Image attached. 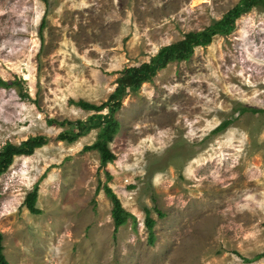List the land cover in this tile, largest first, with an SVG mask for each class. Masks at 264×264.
Masks as SVG:
<instances>
[{
    "label": "rangeland",
    "instance_id": "rangeland-1",
    "mask_svg": "<svg viewBox=\"0 0 264 264\" xmlns=\"http://www.w3.org/2000/svg\"><path fill=\"white\" fill-rule=\"evenodd\" d=\"M239 1L0 0V77L15 83L0 88V148L48 139L0 177L9 264H264V10L114 107L112 164L84 150L99 130L59 139L93 115L73 101L106 103L125 69ZM36 185L41 215L25 205ZM105 186L137 226L115 232Z\"/></svg>",
    "mask_w": 264,
    "mask_h": 264
},
{
    "label": "trees",
    "instance_id": "trees-1",
    "mask_svg": "<svg viewBox=\"0 0 264 264\" xmlns=\"http://www.w3.org/2000/svg\"><path fill=\"white\" fill-rule=\"evenodd\" d=\"M254 9L264 10V0H240L231 10H229L221 20L214 22L206 29L200 32H190L184 35L182 40L162 47L148 62L142 63L139 66L127 68L122 73V76L117 80V87L110 95L108 101L102 105H94L85 101L72 102L80 109L92 112L93 115L88 117L86 121H76L60 123V125L69 126V129L64 130L59 139L68 144H73L81 137L87 136L93 130H99L96 142L93 145L86 146L85 151H97L100 155L101 167H107L116 161L117 156L112 152L110 144L113 143L116 135L120 131V123L114 118L115 106H121L123 100L131 93L138 92L145 83H150L157 74L166 69L170 64L182 63L189 61L194 55L196 48L209 47L216 36H229L236 30L237 21L245 14L250 13ZM43 22L42 28H44ZM15 83H9L2 80L0 77V88L8 89ZM23 97H28L23 94ZM111 110L107 114H103L104 110ZM250 111L248 108H241L239 115ZM257 113L258 110L251 109ZM231 120L225 121L220 125L215 132L224 131L231 124ZM48 139L44 136H36L29 138L19 145L7 143L0 148V177L8 172L13 165L16 157L32 156L35 151L46 146ZM107 196L113 204L112 219L115 225V232L125 226L130 219L137 226L136 218L133 214L126 211L118 196L108 186L104 187ZM1 199V193H0ZM39 199V185L27 195L25 205L29 212L33 215H41L42 211L38 209L37 203ZM146 227L149 231V241L154 244L155 221L150 217V212L147 210ZM4 236L0 233V264H9L4 253L3 245ZM261 254L257 259L263 258ZM247 262L251 260L246 259Z\"/></svg>",
    "mask_w": 264,
    "mask_h": 264
}]
</instances>
